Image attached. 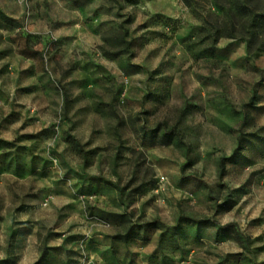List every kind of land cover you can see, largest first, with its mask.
<instances>
[{
    "label": "rangeland",
    "instance_id": "374dc122",
    "mask_svg": "<svg viewBox=\"0 0 264 264\" xmlns=\"http://www.w3.org/2000/svg\"><path fill=\"white\" fill-rule=\"evenodd\" d=\"M238 3L0 0V264H264V26Z\"/></svg>",
    "mask_w": 264,
    "mask_h": 264
},
{
    "label": "trees",
    "instance_id": "16d2710c",
    "mask_svg": "<svg viewBox=\"0 0 264 264\" xmlns=\"http://www.w3.org/2000/svg\"><path fill=\"white\" fill-rule=\"evenodd\" d=\"M244 0H238V4L235 8V14L240 16L241 18H251L253 20V23L251 24V28L249 29V40L250 43L258 37V29L264 26V10H260L256 8L251 3H244ZM257 0H250V2H254ZM249 48H252V45H249ZM222 171L223 174L226 171V164L225 162L222 163ZM132 238H137V235L129 234V235H117L114 237L115 240H122V241H129ZM45 257L43 256L36 264H41L44 261Z\"/></svg>",
    "mask_w": 264,
    "mask_h": 264
}]
</instances>
